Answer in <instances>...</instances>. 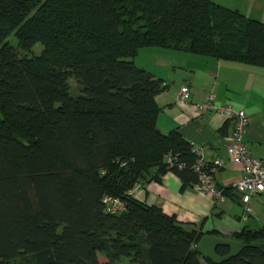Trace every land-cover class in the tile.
<instances>
[{
  "label": "trees",
  "instance_id": "trees-1",
  "mask_svg": "<svg viewBox=\"0 0 264 264\" xmlns=\"http://www.w3.org/2000/svg\"><path fill=\"white\" fill-rule=\"evenodd\" d=\"M146 47L264 68V22L212 0H0V264H217L207 233L128 193L168 152L196 181L191 144L157 128L166 85L135 64ZM230 239L253 246L219 264H264V224Z\"/></svg>",
  "mask_w": 264,
  "mask_h": 264
},
{
  "label": "crops",
  "instance_id": "crops-1",
  "mask_svg": "<svg viewBox=\"0 0 264 264\" xmlns=\"http://www.w3.org/2000/svg\"><path fill=\"white\" fill-rule=\"evenodd\" d=\"M212 1L264 22V0ZM154 48L149 54L154 67L149 72L166 85L156 96L162 108L157 128L163 133L177 130L191 145L200 147L208 162L223 159L224 166L214 173V179L219 187L229 186L241 176L239 166L226 156L233 120L213 111L200 112L197 105L212 95L216 106L229 104L245 110L249 124L244 141L255 157L264 160V68ZM183 85L188 86L190 96L180 102L178 91ZM151 173H157L156 168ZM158 175L157 180L136 183L128 193L142 203L159 207L182 223L192 224L206 235L230 239L245 227L258 228L264 224V194L252 197V211L243 220L242 203L234 190L225 194V201L214 202L207 194L196 191L192 183L184 184L174 172Z\"/></svg>",
  "mask_w": 264,
  "mask_h": 264
},
{
  "label": "built area",
  "instance_id": "built-area-1",
  "mask_svg": "<svg viewBox=\"0 0 264 264\" xmlns=\"http://www.w3.org/2000/svg\"><path fill=\"white\" fill-rule=\"evenodd\" d=\"M189 96L188 86H181L178 91V100L185 102ZM197 109L200 112H217L233 120L229 142L226 144V156L227 160L239 166L241 176L227 187L238 194L242 203L241 218L246 220L252 211V197L264 194V160L255 157L244 141V135L249 124L248 115L245 110L229 104L221 107L216 106L212 95L207 101L198 104ZM191 151L194 155V161L190 165V169L196 177V181L192 184L193 188L198 192L207 194L214 202L225 201L224 189L226 187H219L214 179V173L224 166V160L219 158L212 162L206 161L199 146L191 145ZM165 162L169 172L186 167V163L180 160L179 153L168 152L165 154ZM122 164L124 165V163ZM102 203L103 211L108 214H119L125 209L124 202L118 197L104 195ZM194 246L196 247V245Z\"/></svg>",
  "mask_w": 264,
  "mask_h": 264
},
{
  "label": "water",
  "instance_id": "water-1",
  "mask_svg": "<svg viewBox=\"0 0 264 264\" xmlns=\"http://www.w3.org/2000/svg\"><path fill=\"white\" fill-rule=\"evenodd\" d=\"M219 245H225L229 248L228 252L224 255H218L216 253V247ZM253 246V244H247L244 242H238L228 238H222L212 235L203 236L197 244L198 249L202 254L210 259L214 263H221L230 258L236 257L244 248ZM264 247V244L261 245ZM256 247H260L256 245Z\"/></svg>",
  "mask_w": 264,
  "mask_h": 264
},
{
  "label": "rangeland",
  "instance_id": "rangeland-1",
  "mask_svg": "<svg viewBox=\"0 0 264 264\" xmlns=\"http://www.w3.org/2000/svg\"><path fill=\"white\" fill-rule=\"evenodd\" d=\"M42 46L40 44H36L33 48L34 53H39L41 50ZM154 47H146L142 50H139V55L134 58V62L138 67H141L145 70L151 71L154 66L151 65V59H150V52L151 50H154ZM169 50V49H167ZM175 51V50H172ZM181 52V51H178ZM68 83L70 85V92L73 96H76L80 94V85L77 80L74 78H70L68 80ZM117 264H134L132 263L128 258L123 257L121 258L120 261L117 262Z\"/></svg>",
  "mask_w": 264,
  "mask_h": 264
}]
</instances>
